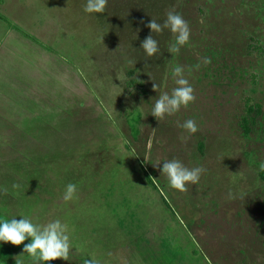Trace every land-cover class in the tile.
Instances as JSON below:
<instances>
[{
    "label": "rangeland",
    "instance_id": "obj_1",
    "mask_svg": "<svg viewBox=\"0 0 264 264\" xmlns=\"http://www.w3.org/2000/svg\"><path fill=\"white\" fill-rule=\"evenodd\" d=\"M86 3L0 0V220H60L71 250L55 264H264V0ZM170 9L189 42L169 53L171 32H153L148 57L146 25ZM176 66L196 99L157 121ZM173 159L206 170L187 192L160 174ZM30 242H0V264H38Z\"/></svg>",
    "mask_w": 264,
    "mask_h": 264
},
{
    "label": "clouds",
    "instance_id": "obj_2",
    "mask_svg": "<svg viewBox=\"0 0 264 264\" xmlns=\"http://www.w3.org/2000/svg\"><path fill=\"white\" fill-rule=\"evenodd\" d=\"M107 2L108 0H87L83 10L89 14H100L104 12ZM146 27L151 30V34L144 39L140 48L143 49L148 57H152L159 51L158 42L152 35L153 32L159 34L164 29H168L171 32L174 37V43L170 45L169 53H179L180 48L189 42L191 33L189 24L175 9H170L166 12V19L163 24L151 19ZM202 63L208 64L210 60L204 58ZM195 67L198 70L200 64L198 63ZM172 71L176 87L173 88L171 94L168 92L162 93L151 110V115L157 121L163 120L165 116L176 114L182 107L187 108L196 99L193 87L184 77L183 67L176 66ZM157 87V85L153 84L154 91H156ZM179 126L188 133V136L199 131V127L193 119H188ZM181 139H187V137H181ZM261 167L264 170V165ZM205 171L202 166L189 169L181 161L173 159L162 164L160 174L166 177L168 186L171 189L183 193L188 191V184H197L201 174ZM76 193L77 186L69 183L64 191L63 201H72L76 197ZM29 238H31V242L24 245L23 253H27L38 264L39 262L48 264V262L57 259L68 261L71 245L67 235V226L62 224L60 220L49 222L43 226L33 224L26 218H21L19 221L15 218L10 221L0 220V242L19 246ZM86 264H89V262H86Z\"/></svg>",
    "mask_w": 264,
    "mask_h": 264
},
{
    "label": "trees",
    "instance_id": "obj_3",
    "mask_svg": "<svg viewBox=\"0 0 264 264\" xmlns=\"http://www.w3.org/2000/svg\"><path fill=\"white\" fill-rule=\"evenodd\" d=\"M248 101H249L248 99H245V102H244L245 115H249L254 110V108H257L256 105H252ZM247 123H248V120H247V118L245 116L240 118V127H241L242 132L244 134L247 133V127H246ZM199 149L201 150V146L200 145H199ZM259 175L264 180V171H260ZM39 264H45V262H39ZM48 264H55V262L54 261H50V262H48Z\"/></svg>",
    "mask_w": 264,
    "mask_h": 264
}]
</instances>
